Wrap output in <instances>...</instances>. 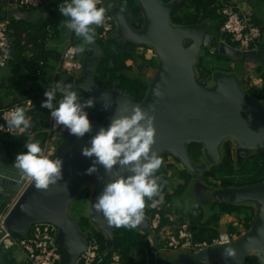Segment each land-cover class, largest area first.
Returning <instances> with one entry per match:
<instances>
[{"label": "water", "instance_id": "1", "mask_svg": "<svg viewBox=\"0 0 264 264\" xmlns=\"http://www.w3.org/2000/svg\"><path fill=\"white\" fill-rule=\"evenodd\" d=\"M138 2L145 15L140 29L131 26L117 0H105V8L115 16L120 37L150 45L158 55L157 71L145 98L137 104L121 90L103 88L95 80L99 56L84 57L81 74L61 84L87 93L105 109L108 122L101 124L96 112H91L88 125L59 144L55 155L3 217L4 227L22 236L35 223L57 224L56 240L62 251L59 264H77L88 248L86 233L69 214L72 200L85 185L92 187L89 217L112 244L114 231L103 214L111 194L118 195L122 210L134 226L150 231L149 217L136 206L133 185L155 188L163 152H170L195 173L207 165L191 160L188 145L192 142L202 143L206 159L214 164L220 162L221 145L228 138L237 147L238 163L251 150L264 152V100L249 95L235 73L215 71L210 86L197 75L195 64L202 47L216 42L208 31L209 23L173 24L170 13L176 1ZM10 16L28 17L20 9L12 10ZM220 52L264 66V43L258 52L236 50L221 42ZM20 180V174L0 168V204L13 200ZM214 193L224 202L256 203L251 227L232 242L191 253L183 263L188 259L192 264H243L246 257L256 254L259 264H264V182L220 188Z\"/></svg>", "mask_w": 264, "mask_h": 264}, {"label": "trees", "instance_id": "2", "mask_svg": "<svg viewBox=\"0 0 264 264\" xmlns=\"http://www.w3.org/2000/svg\"><path fill=\"white\" fill-rule=\"evenodd\" d=\"M8 1L9 3H14V0H0V20H9V38L12 53L9 64H16L17 68L21 69L22 72L33 73L30 76L31 78L35 77L36 80H44L46 65L43 67L41 75H35L33 69L37 67L40 60L47 62L51 58L57 59L59 57L60 52L58 49L55 47L51 48L48 42L50 40L57 42L65 36L68 22L71 23L72 20L75 0H47L46 3L37 8L21 7L20 9L28 14L26 19L11 17L10 13L13 10L11 8H9V11L3 12L2 10ZM164 1L166 3L171 1L177 2L170 13V20L175 25L208 22V31L216 38V42L203 47L207 49L209 46H212L207 49V52L212 55H217L219 59L226 60L231 58V56L220 52L221 42L227 45H234L232 44L230 36L221 32L225 17L220 13V8L231 0ZM261 1L255 2L251 0L256 11L255 14H252L251 21L261 28L259 51L264 43V16L261 13ZM126 3L133 6L138 4L140 6L141 21L138 23H129L136 29L142 28L145 22V15L138 0H117V4L120 7H123ZM36 13H41V17L34 16ZM34 18L38 22L34 21ZM210 27L214 29L215 33L209 29ZM49 29L52 30V35L50 36ZM70 35L71 43L77 48L80 58L83 59L86 56L95 54L99 56V64L95 76V80L99 85L105 89L116 88L121 90L131 96L137 104L145 98L150 83H147L142 76L147 70L156 69L157 71L158 66V55L152 46L128 41L120 37L117 30L113 31L106 39H103L100 37L99 31L89 24L86 18L78 12L74 16ZM206 55H200L199 53L195 70L197 75L203 78L205 85H208V79L211 80L214 72L221 70V68L215 66L209 68L210 63H208V57ZM54 68L55 66H53V70ZM66 75H64L62 82L66 79ZM67 76L70 77L69 75ZM240 81V85L243 84V80L240 79ZM251 81H254L253 84L246 89L244 88L245 91L258 100H264V66L260 62L256 63L255 78H252ZM41 95L37 92L17 101L21 104L22 110L25 107V100L32 99L33 101V106L25 111L26 115L30 118L27 130L13 139H6L4 143L10 150L11 158L15 159L19 157L20 162L24 163L26 170H33L39 164L48 138L47 129L51 123L52 107L53 104L57 107V101L61 103V106L84 104L89 113L96 112L97 120L101 124L108 122V114L105 109L95 103L80 88L67 87L61 84L59 88L55 87V91L52 93V88L49 84L48 96L44 97ZM87 125L88 121L84 118L72 127L69 135H66L64 140L80 132ZM30 133H34V137L30 138ZM233 145L234 142L231 138L226 139L222 143V157L219 163L214 164L206 159L210 164V168H206L201 172V178L207 182L203 186L212 191L208 204H205V206H208L207 210L199 202L190 210L182 211L174 207V195L182 196L185 193L188 186L193 182L194 172L188 170L186 167L175 170L174 175L181 179L182 182L180 181L173 191H170V183L172 180L170 168H173V164L171 162L164 163L165 155L171 154L167 151L160 155V163L156 171L155 188L142 189L139 187L134 191L136 206L149 218L155 213L161 212V227H168V229L174 224V221H171L167 217L170 213H175L181 222L185 220L190 221L195 241L212 240V238L218 236L221 231L220 221L224 216L227 219L228 230L237 231L238 237H241L250 229L251 221L257 209L254 205L248 204L247 202L231 203L221 201L214 192L220 188L243 187L264 182V163L260 164L257 161V165L259 164V166L256 165L258 168V176L248 175L246 178L238 179V170L245 169L246 162L255 157L250 156L249 153V157H246L242 163H238L234 157ZM188 148L190 154L193 150L203 154L204 146L202 143L192 142L188 145ZM113 195L111 194L109 196L103 211L106 221L114 231V242L112 244H110L107 236L92 223L88 212L82 215L81 221H78L80 229L84 233L87 227L91 229L86 234L87 238H95L99 242V259L101 260L98 264H110L115 252L120 254L122 264H180L178 260L173 258L168 259L162 256H159L158 259L155 258L154 250L161 248L164 244V241L159 240L160 229L155 233L153 237L154 244L151 245V230L144 231L134 226L122 210L121 203L119 208L111 203ZM207 195L208 193H205L202 198L203 201H207ZM163 202L164 204L168 203L169 206L167 209H159L161 205H164ZM12 203L13 200H6L3 204H0V220L7 213ZM2 231L0 228V240L3 235ZM11 232L14 236L19 238L23 237L14 231ZM9 251L0 248V264H16V259L10 256ZM186 264L192 263L186 259ZM243 264H259L257 255L250 254L245 258Z\"/></svg>", "mask_w": 264, "mask_h": 264}, {"label": "built area", "instance_id": "3", "mask_svg": "<svg viewBox=\"0 0 264 264\" xmlns=\"http://www.w3.org/2000/svg\"><path fill=\"white\" fill-rule=\"evenodd\" d=\"M47 0H14V4L19 8H37L46 3ZM78 12L86 18V21L99 31L101 38L106 39L113 31L117 30L118 23L115 16L105 8V0H75V7L72 14V25L74 16ZM220 13L225 17V21L221 27L223 34H228L231 38L230 45L236 50L241 51H258L261 41V28L251 21L252 13L238 4L230 1L220 8ZM52 35V30L49 29V36ZM12 58L11 44L9 38V20H0V67H6ZM57 61V74L63 70L70 77H78V71L81 69V62L78 56L77 48L69 41L61 51ZM45 60H40L35 67V75H41L43 67L46 65ZM254 66V65H253ZM252 66V67H253ZM254 68V67H253ZM248 72L247 81L255 78V69ZM254 82V81H253ZM253 84V83H252ZM250 84V86L252 85ZM55 86V83H54ZM25 107L22 110L19 102L12 103L6 107L0 108V141L9 136L20 135L27 130L29 116L26 115V110L33 106L32 99L24 101ZM20 115H23L20 120ZM89 118V112L84 104L73 106L70 110L59 111L53 104L52 117L49 128L47 129L48 138L41 154L39 164L33 169L19 173L21 175V187L13 200L17 198L20 192L38 175L42 167L55 155L56 150L64 140L66 135H69L72 127L83 120ZM16 164H20L19 157L14 159ZM0 193L1 187H0ZM3 194V193H2ZM164 204V202H163ZM168 203L159 207L168 208ZM171 221L178 222L177 215L170 213L167 215ZM150 241L154 244L153 237L160 229V241H164V246L154 250V256L158 259V253L162 249L172 251L190 250L198 252L207 249L214 245L226 244L238 238L237 231L228 230L227 226L222 227L219 235L212 240H194V233L191 229V223L188 220L179 221L176 230L171 231L168 227H161L162 214L155 213L150 218ZM0 228L3 230V235L0 240V248L11 250L17 249L24 252L29 264H59L62 256L60 245L57 243V234L59 227L53 222H38L30 226L28 233L23 237L14 236L11 230H8L3 225V218L0 220ZM99 242L95 239H88V248L82 252L78 258L77 264H98L101 259ZM110 264H122V259L119 253L115 252L112 256Z\"/></svg>", "mask_w": 264, "mask_h": 264}, {"label": "rangeland", "instance_id": "4", "mask_svg": "<svg viewBox=\"0 0 264 264\" xmlns=\"http://www.w3.org/2000/svg\"><path fill=\"white\" fill-rule=\"evenodd\" d=\"M254 1L258 2L259 0H254ZM244 2H245V6H243L242 9H247L246 6H248L249 4L248 5L246 4V0H244ZM261 3H262L261 13L264 16V0H262ZM250 4H251V8L255 9L254 5L251 3V0H250ZM139 7L140 6L138 4L133 6V5H130L127 3L124 4L123 7H121V9L124 10V12L127 16V19L130 23H138L141 21V13H140ZM34 21L38 22V20L36 18H34ZM71 27H72V23L68 22V25L66 27L64 43H65V41H67L66 39L71 36L70 35V32H71L70 28ZM209 29H211V31H214V29H212V27H210ZM214 33H215V31H214ZM52 42H53L52 40H50L48 42L49 46L51 43V48L54 44V42L53 43ZM210 47H212V46H209L207 49H209ZM207 49L203 47L200 51V55L208 54L206 56L208 57L207 58L208 63H210L209 68L215 66L217 68H221V70H223L225 72L235 73L237 75V78L239 79V81H240V79L243 80V84H241V85L245 89L248 88L250 86V84L253 83V81H247V76H248L247 71L251 70L253 67H254L253 69H255L256 62H250V61H247V60H244L241 58H236V57H231L229 59L222 60V59H219L217 55H212V54L208 53ZM79 59L81 62V69L78 71V73L80 75L82 72L83 59L80 57H79ZM46 63H47V65L45 67L46 72L44 75L45 79L44 80H42V79L36 80L35 77H33V78H34V80L38 81L40 84H42L43 86L48 87V88H49V83H50V87L52 88V93H53V91H55V87L59 88L61 86L62 79L64 78V75H66V73L63 70H61L58 73L57 77L55 78L54 73H55V71H57V68H58V66L56 65L57 64L56 59L51 58ZM53 66H55L54 70H53ZM228 69H230V70L227 71ZM155 71H156V69L147 70L145 72V74L142 76V78L147 83H150V80L153 79V77H154V73H156ZM32 74L33 73H24L23 74L21 69L17 68V71L14 73V78L17 79V82L15 85H13V87L17 88L16 90L19 91L21 89V85L24 81L23 77L27 78L28 76H32ZM67 75H66V78L68 77ZM75 78H77V77H75ZM54 83H55V86H54ZM213 83H214L213 77L211 78V80L208 79V86L212 85ZM240 83H241V81H240ZM47 90H49V89H47ZM57 103H58L57 107H56L57 110L62 111V112L70 110L73 107V105H62L61 106V103L58 101H57ZM22 116L23 115H20V120H21ZM6 139H8V138H5V140ZM236 149H237V147L234 144L233 145V153H234L235 159H236ZM250 156H254L255 158H252L246 162L247 165H246L245 169L238 170V172H237V177H239L238 179L246 178L248 175L258 176L257 166H259V164L257 165V161H259L260 164L264 163V153L259 152L258 150H251ZM190 157H191V160L193 161L194 164L199 165V162H203V163H206V165H207L206 168H210V164L206 161V155H205L204 149H203V154L202 153L200 154L199 152H197L195 150L191 151ZM247 157H249V156H247ZM169 162H171L173 164V168H170V171L172 174V178H171L172 180L170 183V191H173V189L176 187V185L178 183H180V181H181V179L177 178L174 175L175 170L183 169L185 165L183 164L182 161H179L177 158H175V156L173 154L165 155L164 163H169ZM22 164L24 165L23 162H22ZM194 173H193V176H194L193 178H195L197 181H199L202 185L207 184V182L205 180H202V178H201L202 173L201 172L195 173V174ZM138 188L139 187L133 185L134 190H136ZM142 189H144V188H142ZM201 191L203 192V194L208 193L207 201H203L199 195H196L197 190H195V192H194V188H192L189 185L188 188L186 189L185 193L182 196L181 195H174V197H173L174 207H176L177 209H181L182 211H185V210L192 209L195 206V204L199 202L207 210L208 206H205V204H208V201L211 198L210 196L212 194V191L205 188L204 186L202 187ZM91 193H92V187H91V185L87 184L86 186H84L80 189L79 193L75 197L76 199L73 200L70 204L69 214L72 217H74L75 219H77L78 221H81L82 215L87 214V212L89 211ZM161 200H162V198H161ZM111 203L115 207L119 208L120 201H119L118 195H116V194L113 195V197L111 199ZM247 203L254 205L255 208L257 209V207H256L257 205L253 201H247ZM179 221H180V219L178 220V222L176 221V222H174V224H172V227H170L171 231H174L172 229H175V226H177L179 224ZM220 222H221L220 225L222 227H226V224H227L226 216H224ZM90 230L91 229L89 227H87L85 233L87 234L88 232H90ZM163 246H164V244H163ZM13 251H18V250L14 249ZM19 251L22 252L21 250H19ZM22 253L24 254V252H22ZM164 254L169 255L168 259L172 257L173 259L178 260L180 264H184L183 261L185 260V258L188 255L191 254V252L189 250L172 251V250H168L166 248V249L160 250L158 253V256L164 257L163 256ZM24 258H26L27 264H29L26 255Z\"/></svg>", "mask_w": 264, "mask_h": 264}, {"label": "crops", "instance_id": "5", "mask_svg": "<svg viewBox=\"0 0 264 264\" xmlns=\"http://www.w3.org/2000/svg\"><path fill=\"white\" fill-rule=\"evenodd\" d=\"M231 1L235 4L240 5L241 7L245 6L244 0H231ZM246 4L247 5L249 4V5L246 6L247 9H245V10L252 12V14H255L256 11H255V9L251 8L250 0H246ZM9 8H11L13 10L20 9L18 6H16V4L9 3V1H8L7 5L5 6V8L2 11L3 12L9 11ZM40 14L41 13H36L34 16L37 15V16L41 17ZM70 29L72 30V27ZM64 38H65V36H63L57 42L53 41L54 44H53L52 48H54V47L57 48L58 51L61 53V51L63 50V48L65 47V45L69 41V38H67L66 39L67 41H65V43H64ZM50 47H51V43H50ZM16 71H17V65L14 63H10L6 67H0V108L6 107V106H8L14 102H17L19 99H23L24 97H28L29 95L36 94L37 92L42 94L41 96H44V97L48 96L49 90H47V89H49V88L43 86L42 84H40L39 82L34 80V78H31L30 76H28L27 78L23 77L24 81L21 85V89L19 91H17L16 90L17 88L13 87V85H15L17 82V79L14 78V73ZM22 73L24 74L26 72L23 71ZM16 136H18V135L9 136L8 139H13ZM29 136H30V138L34 137V133H30ZM4 143H5V139L4 140L2 139L0 141V168L1 169H7L10 171L16 172L18 174L21 172L24 173L25 171H28V170H26L25 166L22 163H20V164L15 163L14 159L11 158V156H10L9 148H7V146ZM2 195L3 194L0 193L1 197H2ZM176 228H177V226H175V229H172V230H176ZM13 250L14 249H11L9 251V254H10V256H12L16 259V264H27L26 258H24L25 255L22 252H20L19 250L18 251H13ZM163 256L165 258L169 257V255H165V254Z\"/></svg>", "mask_w": 264, "mask_h": 264}, {"label": "flooded vegetation", "instance_id": "6", "mask_svg": "<svg viewBox=\"0 0 264 264\" xmlns=\"http://www.w3.org/2000/svg\"><path fill=\"white\" fill-rule=\"evenodd\" d=\"M237 150V149H236ZM203 163V162H202ZM202 163H199V164H202ZM179 184V183H178ZM177 184V185H178ZM190 186L192 187V188H194V192H195V190H197V192H196V195H199L201 198H203V196L205 195V194H203V192L201 191L202 190V187H203V185L199 182V181H197L195 178H193V182L190 184ZM205 200V199H204Z\"/></svg>", "mask_w": 264, "mask_h": 264}, {"label": "clouds", "instance_id": "7", "mask_svg": "<svg viewBox=\"0 0 264 264\" xmlns=\"http://www.w3.org/2000/svg\"><path fill=\"white\" fill-rule=\"evenodd\" d=\"M72 22V21H71ZM89 115H90V113H89ZM226 225H228V224H226ZM228 227V226H227ZM221 230H222V226H221ZM246 233V232H245ZM239 238V237H238ZM237 238V239H238ZM236 240V239H235ZM232 242V241H231ZM204 250V249H203ZM190 251V250H189ZM191 253H194L193 251H190Z\"/></svg>", "mask_w": 264, "mask_h": 264}]
</instances>
